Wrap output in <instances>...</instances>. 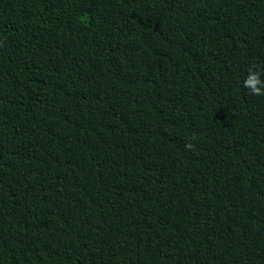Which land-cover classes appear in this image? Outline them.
Segmentation results:
<instances>
[{
	"label": "trees",
	"instance_id": "obj_1",
	"mask_svg": "<svg viewBox=\"0 0 264 264\" xmlns=\"http://www.w3.org/2000/svg\"><path fill=\"white\" fill-rule=\"evenodd\" d=\"M253 65L264 0H0V264H264Z\"/></svg>",
	"mask_w": 264,
	"mask_h": 264
},
{
	"label": "clouds",
	"instance_id": "obj_2",
	"mask_svg": "<svg viewBox=\"0 0 264 264\" xmlns=\"http://www.w3.org/2000/svg\"><path fill=\"white\" fill-rule=\"evenodd\" d=\"M243 86L251 95L264 97V69H257L255 65L250 66ZM185 147L191 149L193 145L189 143Z\"/></svg>",
	"mask_w": 264,
	"mask_h": 264
}]
</instances>
